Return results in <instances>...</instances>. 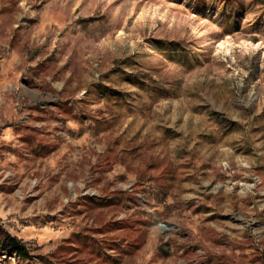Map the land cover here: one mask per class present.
<instances>
[{
  "label": "rangeland",
  "instance_id": "1",
  "mask_svg": "<svg viewBox=\"0 0 264 264\" xmlns=\"http://www.w3.org/2000/svg\"><path fill=\"white\" fill-rule=\"evenodd\" d=\"M0 264H264V0H0Z\"/></svg>",
  "mask_w": 264,
  "mask_h": 264
},
{
  "label": "trees",
  "instance_id": "2",
  "mask_svg": "<svg viewBox=\"0 0 264 264\" xmlns=\"http://www.w3.org/2000/svg\"><path fill=\"white\" fill-rule=\"evenodd\" d=\"M4 242H6L7 247L13 249L16 254L28 255L27 249L25 248L24 244H21L16 237L6 234Z\"/></svg>",
  "mask_w": 264,
  "mask_h": 264
}]
</instances>
